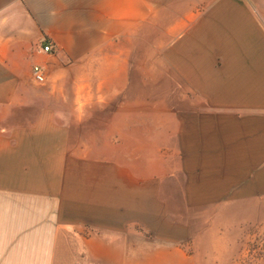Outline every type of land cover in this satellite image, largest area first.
<instances>
[{
	"label": "crops",
	"instance_id": "crops-1",
	"mask_svg": "<svg viewBox=\"0 0 264 264\" xmlns=\"http://www.w3.org/2000/svg\"><path fill=\"white\" fill-rule=\"evenodd\" d=\"M231 207H264V0H0V264H231L264 223Z\"/></svg>",
	"mask_w": 264,
	"mask_h": 264
},
{
	"label": "rangeland",
	"instance_id": "rangeland-1",
	"mask_svg": "<svg viewBox=\"0 0 264 264\" xmlns=\"http://www.w3.org/2000/svg\"><path fill=\"white\" fill-rule=\"evenodd\" d=\"M231 213L264 215V207H231ZM223 213V211H221ZM264 223L248 222L238 237L232 239L231 254L223 255L231 264H264Z\"/></svg>",
	"mask_w": 264,
	"mask_h": 264
},
{
	"label": "built area",
	"instance_id": "built-area-1",
	"mask_svg": "<svg viewBox=\"0 0 264 264\" xmlns=\"http://www.w3.org/2000/svg\"><path fill=\"white\" fill-rule=\"evenodd\" d=\"M42 51L47 54H51L54 52L53 45L50 43H47L45 40L43 41V46H42ZM32 75L34 80L37 83H43L44 82V73L41 67L39 66H34L32 68Z\"/></svg>",
	"mask_w": 264,
	"mask_h": 264
}]
</instances>
